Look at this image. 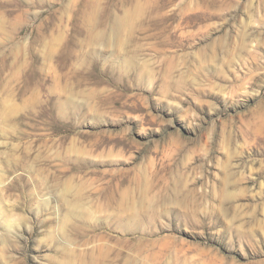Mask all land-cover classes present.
Here are the masks:
<instances>
[{
    "label": "rangeland",
    "instance_id": "1",
    "mask_svg": "<svg viewBox=\"0 0 264 264\" xmlns=\"http://www.w3.org/2000/svg\"><path fill=\"white\" fill-rule=\"evenodd\" d=\"M0 264H264V0H0Z\"/></svg>",
    "mask_w": 264,
    "mask_h": 264
}]
</instances>
